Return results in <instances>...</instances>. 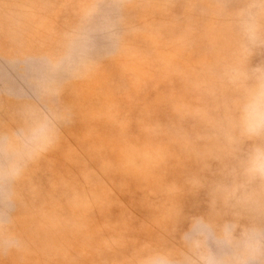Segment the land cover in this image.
Instances as JSON below:
<instances>
[{
  "label": "rangeland",
  "instance_id": "1",
  "mask_svg": "<svg viewBox=\"0 0 264 264\" xmlns=\"http://www.w3.org/2000/svg\"><path fill=\"white\" fill-rule=\"evenodd\" d=\"M78 0H0V130L20 127L25 113L55 121L70 108L72 120L59 124V143L30 164L18 186L16 227L30 242L29 251H0V264H127L145 243L182 248L181 236L194 216L209 217L207 187L170 193L185 177L201 172L209 182L223 179L224 165L216 159L188 156L171 138L167 157L149 163L138 152L148 142L144 123L183 128L190 134L211 135L192 119L179 121L170 101L185 95L176 65H195L207 51L204 18L185 13L188 0H128L125 54L103 59L87 79L62 77V93L45 95L29 57L56 47L59 34L77 23ZM112 0H104L111 4ZM230 8L244 0H227ZM111 15L113 9L105 8ZM36 17L33 19V17ZM42 22V27L38 25ZM104 23L94 19L93 27ZM196 35L185 41L190 28ZM97 49L105 41L96 36ZM264 60V50L253 62ZM109 110L115 121L108 119ZM43 127L33 130L41 138ZM201 145L211 141H200ZM79 194L86 200L73 204ZM175 208L181 215L171 218ZM71 221L53 228L50 218ZM232 217L212 221L219 230ZM248 223L241 220L240 226ZM239 228H237V234ZM215 256L221 250L211 241Z\"/></svg>",
  "mask_w": 264,
  "mask_h": 264
},
{
  "label": "clouds",
  "instance_id": "2",
  "mask_svg": "<svg viewBox=\"0 0 264 264\" xmlns=\"http://www.w3.org/2000/svg\"><path fill=\"white\" fill-rule=\"evenodd\" d=\"M167 2L174 7L172 0ZM127 3L78 0V23L59 34L55 48L29 57L45 95L62 93V77L90 78L101 60L128 51V30H122ZM105 8L113 9L114 20ZM185 13L197 20L204 18L207 51L195 65L172 69L182 77L185 95L172 98L171 109L179 121L192 119L212 133L193 135L183 128L148 122L142 126L148 142L126 151L138 152L149 163H160L167 157L165 139L171 138L190 157L220 161L223 179L209 182L202 169L185 177L182 185H169L170 193L207 187L209 217L191 218L189 230L181 236L182 248L145 243L127 264H264V60L253 62L264 50V0H244L238 8H230L227 0H188ZM98 16L104 23L91 26ZM196 32L190 28L185 41ZM97 35L105 41L99 50ZM72 117L70 108L60 110L55 121L27 112L20 127L0 130V251H29L30 242L16 227L14 213L21 198L18 186L29 165L57 146L59 124ZM108 119H116L111 110ZM40 127L44 136L33 137V130ZM202 140L211 143L201 145ZM85 200L77 194L73 204L79 207ZM180 215L175 208L171 218L175 221ZM220 215H230L232 220L214 230L212 221ZM241 220L248 223L241 227ZM50 223L58 228L72 222L52 216ZM210 241L222 255L210 252Z\"/></svg>",
  "mask_w": 264,
  "mask_h": 264
}]
</instances>
